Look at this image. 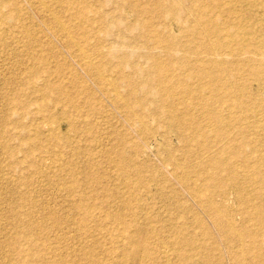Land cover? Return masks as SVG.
Here are the masks:
<instances>
[{"label":"rangeland","instance_id":"rangeland-1","mask_svg":"<svg viewBox=\"0 0 264 264\" xmlns=\"http://www.w3.org/2000/svg\"><path fill=\"white\" fill-rule=\"evenodd\" d=\"M11 1L18 5L17 12L21 13H17L15 22L6 23L4 14L10 7L0 6L3 38L0 37V135H4V139L0 136V264H240L241 260L249 264L246 251L251 245L249 241L264 240L261 229H257L264 213V0H214L206 15L194 6L196 0H179V15L154 17L140 14L139 10L154 8L159 0H80L92 10L86 18L79 19L81 22L70 17L68 8L78 3L69 6L65 2L61 4V0H44L45 10L48 8L45 11L37 0ZM51 10L73 26L72 36L61 33L51 23ZM100 13L127 25L136 19L148 20L149 26L157 31H149L147 36L139 31L127 32L121 26L106 32L108 18L96 25L91 23L90 28L87 23ZM209 19L220 24L219 28L235 25L230 29L234 37L226 35V31L204 33L198 26ZM23 20L25 28L31 32L30 38L18 29ZM185 23L189 28L184 27ZM185 31L189 33L186 35ZM120 33L126 34L124 42ZM157 35L162 43L153 39ZM175 39L180 45L176 48L180 50L171 53L173 59L181 55L182 46H186L188 59L201 69L200 75L215 76L218 81L210 88L205 85L209 77L191 76L185 69L177 71L179 64H170L169 69L176 70L175 74L186 81L192 94L173 95L171 111H166L170 103L159 100L160 95H149V101L158 97L150 102L152 114L141 112L143 128L133 114L139 110L126 111L121 108V102L113 103L108 88L87 70L77 51L79 45L89 54L95 44L102 47L103 53L114 44L124 46V52L134 54L129 57L133 63L148 68L146 52L165 59V49L158 44L168 46ZM202 41H232L217 50L226 71L216 72L210 67L214 56L210 49L195 57L194 52L201 50L196 45ZM37 45L47 47L39 56L45 53L42 66L53 74L48 76L41 72L34 84L41 86L46 76L55 82L60 79V83L65 84L61 83L65 93L68 94V88L72 96L73 105L61 101L67 107L62 108L60 104L51 113L52 120L46 113L37 112L33 99L38 94L33 93L32 84L27 85L29 79L25 73L29 68L26 69V65L39 59L38 54L37 58L34 56L37 51L32 52V47ZM202 61H207L206 66ZM111 68V63L107 62L104 69L113 76ZM130 69L129 66L124 68L125 74L136 84L140 78ZM144 73L149 80L153 77L151 72ZM151 85L156 87L157 81L152 80ZM80 86L92 96V106L85 102L87 94L77 92ZM225 87L228 93L224 92ZM234 92H238L235 96L240 100L223 99L227 94L230 98ZM175 106L178 115L189 114L193 123L173 126L169 112L176 113ZM64 109L71 115L69 118L76 129L68 127V121L61 115ZM161 110L165 111L168 121ZM36 131L42 138L45 134H55L58 140L49 141L48 145L34 140H30L33 143L28 146L22 143V138L32 137ZM120 152L126 159L119 166L116 162H119ZM133 166H138L139 170ZM61 168L65 172L60 171ZM203 192L210 195H207L209 200H204ZM80 200L84 206L79 209L75 204ZM16 219L18 222L14 221ZM23 219L38 220L41 224L37 222L30 227ZM229 225H234L237 232ZM27 228L32 229V236L21 232H27ZM119 229L124 235L129 233V238L133 235L140 240L134 258H125L129 239H122ZM90 245L93 250L89 249Z\"/></svg>","mask_w":264,"mask_h":264},{"label":"bare ground","instance_id":"bare-ground-1","mask_svg":"<svg viewBox=\"0 0 264 264\" xmlns=\"http://www.w3.org/2000/svg\"><path fill=\"white\" fill-rule=\"evenodd\" d=\"M54 1V0H53ZM56 1V0H55ZM62 2H61V4H63V2H65V3H67L69 6L70 5H75V4H77V6L75 7V6H71V7H68V8H70L69 10L71 11L70 12V17L72 16V19H76V20H81V18H83V17H85L86 18V16L88 15V13H91V11L92 10H90L88 7L89 6H87V5H83L82 4V2L80 3V0H61ZM127 1V0H126ZM179 0H159V1H157V3L154 5V8H147V7H144V8H142L141 7V9L139 10L140 11V14H150L149 16H152V17H154V16H157V14H161V15H163V16H168V15H179V12H178V4H179V2H178ZM211 1V0H210ZM209 0H196V2H195V4H194V6H197L201 11L203 10V13L202 14H205L206 15V13L208 12V10H207V8H208V6H209V4H212L213 3V1L214 0H212L211 2H210ZM59 2V1H58ZM208 2V3H207ZM15 2H13V1H11V0H0V6H3L4 8H5V6H7V7H10L8 10H7V12L4 14L5 15V21H6V23H9L10 21H13V19L15 18V16L16 15H18V14H20L21 15V13L20 12H17L18 11V5H15L14 4ZM19 3V2H18ZM37 3L40 5V7H43L44 8V10H45V6H46V4H45V2H44V0H37ZM17 4V3H16ZM20 4V3H19ZM55 4L56 3H54V6H55ZM67 4L64 6V7H66L67 6ZM80 4V5H79ZM82 4V5H81ZM56 5H58V4H56ZM219 5V4H218ZM130 6H133V7H135V5H133V4H130ZM182 6V5H181ZM6 7V8H7ZM59 7V6H58ZM57 7V8H58ZM216 7H218V6H216ZM49 8H51V7H49ZM67 8V9H68ZM197 8V9H198ZM48 8H46V10H47ZM52 9H54L53 7H52ZM45 10V11H46ZM200 10H198V11H200ZM21 11V10H20ZM197 11V10H196ZM201 11H200V13H201ZM1 12V11H0ZM51 12V14H52V16L51 17H49V19L51 20V23L53 24V25H55V26H57L58 28H56V29H58V30H60V32L62 33V32H64V34L66 33V34H70L71 33V31H72V28H73V26H70V23H65L66 21H63V20H61L60 19V17H58L59 15H57V13H53V11L51 10L50 11ZM66 12V11H65ZM18 13V14H17ZM47 13V12H46ZM49 13V12H48ZM47 13V14H48ZM96 13V12H95ZM1 14V13H0ZM208 14V13H207ZM20 15H19V17H20ZM240 16V15H239ZM16 17H18V16H16ZM100 17V18H99ZM160 17H162V16H160ZM213 17V16H212ZM21 18V17H20ZM20 18H18V19H20ZM108 18V16H105L104 14H101L100 13V15L98 16V17H96V18H94L93 19V17H92V22H91V20H89L90 21V23L88 22L87 23V25L88 24H90L91 25V23H92V25H96V24H98L99 22H100V20L101 21H105L106 19ZM79 20V22H81ZM190 20H192V19H190ZM190 20H188V21H190ZM20 21V20H19ZM71 21V20H70ZM182 21V20H181ZM193 21V20H192ZM192 21H190V22H192ZM196 21V20H195ZM1 22V21H0ZM13 22H15V21H13ZM107 22V24L106 25H108L107 26V28L105 29V31L106 32H110V31H112L113 30V28H116V27H121V26H123V28H124V30H127V32L129 31V32H134V31H139L141 34H145V35H147V34H149L148 32L150 31V32H154V33H156V31H157V29H154L153 27H150L149 25V22H148V20H142V19H136V21H134L133 23H131V24H129V25H127V24H122L121 22H119V21H116L115 19H112V17L110 16L109 18H108V20L106 21ZM187 22V21H186ZM11 23V22H10ZM17 23H19V22H17ZM22 23H23V25L25 24V22H24V20L22 21ZM74 23H76V22H74ZM73 23V24H74ZM78 23V22H77ZM183 23V22H182ZM209 23H211V26L210 27H208V25H210ZM21 23H19V25H20ZM28 24V23H27ZM49 24V23H48ZM191 24V23H190ZM200 24V23H199ZM198 24V25H199ZM9 25V24H8ZM16 25V24H15ZM19 25H17V26H19ZM22 24H21V26H19L18 27V29L19 30H21V31H23V34H24V32H25V34H27V36H28V34L29 33H31V32H29V30H28V28H25V25L23 26ZM78 25V27H79V24H76L75 26H77ZM92 25L90 26V28L92 27ZM183 25V24H182ZM187 24L185 23L184 24V27H186V28H189L188 26H186ZM189 25V24H188ZM218 25H220V24H218ZM218 25H217V23H215L214 21H210V19L209 20H207L205 23L203 22L200 26H198V28H202V30H203V32L205 33V32H207V31H213V32H215V33H220L221 31H226V35H228L229 37H231L232 38V36L234 35L233 33H231L230 32V29H234V27H235V25H232V26H229L228 25V27L227 26H225L226 28H219L218 27ZM2 27H3V25H1ZM28 27H29V25H27ZM84 26H85V31H86V25L84 24ZM83 26V27H84ZM78 27H77V29H78ZM81 27V26H80ZM83 27H82V29H83ZM221 27V26H220ZM1 28V27H0ZM13 28H14V26H13ZM151 28H153V29H151ZM16 29V28H15ZM184 29V28H183ZM191 29V28H190ZM31 30V29H30ZM87 30H89V27L87 28ZM0 31H1V29H0ZM79 32H81V28H80V30H78ZM84 31V30H83ZM84 31V32H85ZM78 32V33H79ZM191 32V31H190ZM5 33V32H4ZM3 33V34H4ZM97 33V32H96ZM185 33H186V31H185ZM187 33H189V31L187 32ZM187 33H186V35H187ZM193 33V32H192ZM191 33V34H192ZM223 33V32H222ZM94 34H95V32H94ZM99 34V33H98ZM140 34V35H141ZM78 35V34H77ZM120 36V38H121V40H123L122 42H124V39L126 38V34H119ZM151 35V34H150ZM185 35V36H186ZM2 36V34H1V32H0V37ZM6 36V35H5ZM8 36V35H7ZM66 36V35H65ZM70 36H72L71 34H70ZM94 37H97L98 38V36H95V35H93ZM147 36H149V35H147ZM146 36V37H147ZM188 36H190V35H188ZM29 37V36H28ZM160 36L159 35H157V37L155 36L153 39H155V40H157V42H161V40L159 41V38ZM166 37L167 36H165L164 38V40L166 41L167 39H166ZM234 37V36H233ZM2 38V37H1ZM30 38V37H29ZM67 38H68V36H67ZM97 38H96V40H97ZM152 38V37H151ZM150 38V39H151ZM171 39H173V37H170ZM230 38V39H231ZM3 39V38H2ZM4 39H6V38H4ZM75 39V38H74ZM99 39V38H98ZM170 39V40H171ZM177 39V38H176ZM172 40V41H170V43L168 44V46L166 45V46H162L161 44H158L159 46L158 47H162L163 49H165V53H166V57L167 58H165V59H162V58H159V57H157V55H154V54H156V53H154V54H152L151 52H149V53H147L146 52V54H145V56L144 57H146L145 58V60H147L148 62H149V64H148V68L147 67H145V68H142V67H140L137 63H133L131 60H130V56H132V55H134V54H132V52H124L123 51V48H124V46H117V45H112V46H110L109 48H108V51H107V53L105 52V53H103L104 51H102L103 49H102V47L101 46H99L98 44H95L92 48V54H89L88 52H87V50H85L81 45H79L80 47H78V52H79V54H80V58L81 59H83V60H81V61H84L85 63H84V65L86 66V68H87V70L88 71H92L94 74H95V76H96V79L98 78L101 82H102V84H104V86H106V88H108L107 89V91L109 90V92H110V95L112 96V98H110V99H112L113 101V103H115V101H116V103H119V102H121V104H122V107H121V104H120V107L121 108H124L126 111L128 110V111H133V112H136L137 110H139V112L138 113H133V114H135V116H136V120H137V117H138V120H139V122H138V120H137V123H139V125L141 126L142 124H144L145 122H143L142 120H141V112L143 111H147L148 113L150 112V114H152L151 113V110H150V102H151V100L153 101V99L155 100V98L156 97H158L159 95V97H158V99L159 100H165V101H167L166 103H167V105H169V103H170V106H168L167 107V109H166V111H171V110H173L174 109V106H173V100H174V97H173V95H176L177 93H178V95H180V96H191L190 94H192L191 93V90L190 89H188L187 88V83H186V81H181L179 78H178V73L177 74H175V72H176V70H174L175 72H173L171 69H169V67H170V64H173L174 63V65H177V64H179V66H176V68L175 69H177V71L178 70H182V69H185V70H187V71H189L190 72V75L191 76H195V77H209V81L205 84V85H207L208 87H210V88H212L214 85V83H215V81H216V83H217V81L218 80H215V79H217L218 77H215V76H208V75H204V76H201L200 75V70L201 69H198V66H196V64L195 63H192V62H190V60L188 59L189 58V53L187 52V50L188 49H186V46L184 47V46H182V49H181V51H183L182 53H180L181 55H176L175 53H174V55H176L177 57H176V59L174 58L173 59V54H171V53H173V51H177V50H180V49H178V48H176V47H178V46H180L179 45V42H178V40ZM212 39V38H211ZM69 40V39H68ZM72 40V42L73 41H76V40H73V39H71ZM163 40V41H164ZM165 41H164V44H166L165 43ZM71 42V41H70ZM71 42V43H72ZM153 42H156V41H153ZM232 41H226V42H221V41H217V42H214V41H212V42H209V41H207V42H201V43H198L197 45H196V48L197 49H201V50H199V51H195L194 53L196 54V56L195 57H200L201 55H202V53H203V51H207L208 49H210L211 51H213V54H214V56H213V58H212V60L210 61L211 63V65H210V67L212 66V68L214 69V71H216V72H218L219 70H221L222 69V71H226V69H227V67L225 66V64H224V62H223V60H221V58H219V56L217 55V50H219V49H224L225 48V46H227L226 44H229V43H231ZM162 43V42H161ZM78 44V43H77ZM155 45V44H154ZM38 47H32L33 49H32V52L33 51H37V53H34L33 55L34 56H36L37 54H38V56L40 55V54H42V52L44 51V52H46L45 50H47V47H46V49H45V47H43L42 48V46L40 47L39 45H37ZM156 46H157V43H156ZM232 47V46H231ZM29 48V47H28ZM49 48V47H48ZM188 48V47H187ZM19 49V48H18ZM29 49H31V47L29 48ZM158 49V48H157ZM156 49V50H157ZM193 49V48H192ZM25 49H23V51H24ZM50 50V49H49ZM189 50H190V48H189ZM118 51V52H117ZM134 51L135 50H133V53H134ZM153 51H154V49H153ZM160 51H162L161 49H160ZM243 51H244V49H243ZM18 52V51H17ZM21 52V51H20ZM29 52V51H28ZM31 52V53H32ZM249 52V51H248ZM247 52V53H248ZM24 53H25V51H24ZM178 53V52H177ZM45 54V53H44ZM44 54L43 55H41V56H39V59H37V60H34L33 62H31L30 64H29V66L28 65H26V69L27 68H29V71H27L28 73H25L24 71H22V74H23V76L25 75V74H28L27 76H28V79H29V83H27V85H29V84H32V86H30V87H32L33 88V93L34 94H38V97L36 98V99H33V102H34V104L36 105L35 107H36V109H37V112L38 113H40V114H47L48 116L47 117H49V118H51V113L53 114V112H55L56 111V109H58V107L60 106V104H61V101H62V103H68V104H71V106L73 105L72 103H71V101H72V96H70L69 95V90H68V88H67V91H68V94L67 93H65V89H64V86L61 84V83H63V82H61L60 83V79L59 80H57L56 82L55 81H52L51 79V81L47 78V76L46 77H44V79H42V84H41V86H36L35 84H34V82H35V80H36V78H38V77H40L41 76V72H45L46 73V75H48V76H50V74H53V73H49L48 72V70L46 69V66H42L43 64H45V58L44 57H42V56H44ZM194 54V55H195ZM28 55V54H27ZM30 56H32L31 54L29 55V57ZM38 56H36L35 58H37ZM171 56H172V58H171ZM191 56V55H190ZM246 56V55H245ZM244 56V57H245ZM249 56V55H248ZM179 57V58H178ZM204 57V56H203ZM247 58V57H246ZM30 59V58H29ZM28 59V60H29ZM249 59V58H248ZM247 59V60H248ZM173 60H174V62H173ZM249 60H252L251 58L249 59ZM198 61V60H197ZM108 62V64L109 63H111V66H112V68L110 69V71L114 74L113 76H110V75H108V73H106V71L107 70H105L104 68H105V64ZM196 62V61H195ZM203 62V65L205 64V66H206V63H207V61H206V63L204 62V61H202ZM41 63V65L40 66H38L39 64ZM36 64H38V65H36ZM128 66H129V68L131 67V69L130 70H132V73H134V74H136V76H138L140 79L138 80V82L136 83V84H133V82H132V78L131 77H129L128 76V74H125V71H124V68H128ZM263 66V65H262ZM13 67V66H12ZM224 67V68H223ZM16 69H17V67H16ZM174 69V68H173ZM224 69V70H223ZM258 69V68H257ZM260 70L262 69L263 70V68H259ZM54 70V69H53ZM126 70V69H125ZM148 71V72H151L152 74H153V77L152 78H150V80L147 78V77H145L144 76V72L145 71ZM260 70H258V71H260ZM252 71H254V70H252ZM25 74H24V73ZM48 72V73H47ZM53 72V71H52ZM261 72V71H260ZM92 73V74H93ZM252 73H254V72H252ZM207 74V73H206ZM211 74V73H210ZM255 74V73H254ZM45 76V75H44ZM94 76V75H93ZM25 77V76H24ZM68 77V76H67ZM145 77V78H144ZM63 79V78H62ZM61 79V80H62ZM73 80H74V78H73ZM152 80H153V82L154 81H157V85H156V87H151L152 85ZM71 82L70 83H72V79L70 80ZM77 81V80H76ZM100 82V83H101ZM73 83H74V81H73ZM76 83V82H75ZM78 83V82H77ZM76 83V84H77ZM215 83V84H216ZM64 84V83H63ZM76 84H75V87H76ZM65 85V84H64ZM204 85V84H203ZM71 86H73V85H71ZM78 86V85H77ZM120 86H122L123 87V89H124V92H125V94L124 95H122V93L120 92ZM68 87V86H67ZM84 87V86H83ZM83 87H79L81 90H78V87H77V92L79 93V94H87V95H85V102H87V104L88 105H90V106H92V104L93 103H91V98H92V96L89 94V92L87 91L86 92V90L83 88ZM73 88V87H72ZM226 88L227 87H225V91L224 92H226ZM232 88V87H231ZM6 89V88H5ZM69 89H71V88H69ZM8 90V89H7ZM72 90V89H71ZM104 90V89H103ZM213 90V89H212ZM229 90V89H228ZM66 91V92H67ZM72 92V91H71ZM179 92H180V94H179ZM75 93V92H74ZM77 93V94H78ZM226 93H228V92H226ZM225 93V94H226ZM235 93V92H234ZM234 93H231L230 95H232V94H234ZM238 93V92H237ZM237 93H235L234 95H232V96H230V98H229V95L227 94V96L226 95H224V97H223V99L224 100H228V99H230V101H237L239 98L237 97V96H235V95H237ZM53 94H56V97H53ZM109 94V93H108ZM155 94H157L158 96H155V98H153V97H151V98H153V99H151L150 101H149V98H148V96L149 95H155ZM64 95H66L64 98H65V100H64V98H62L61 99V97L62 96H64ZM222 95V96H223ZM69 96V97H68ZM239 96H241V94L239 95ZM17 97V96H16ZM78 97H82L81 99L82 100H84V97L83 96H78ZM157 99V98H156ZM186 99V98H185ZM241 99V98H240ZM239 99V100H240ZM158 100V101H159ZM64 101V102H63ZM157 101V100H156ZM158 101H157V104H158ZM33 102H32V104H33ZM228 102V101H227ZM154 103H156L155 101H154ZM153 103V104H154ZM163 103H165V102H162V104ZM166 103H165V105L164 106H166ZM231 103V102H230ZM239 103V102H238ZM152 104V103H151ZM30 105V104H29ZM62 105V104H61ZM64 106L66 105V104H63ZM63 105H62V108H63ZM87 105V106H88ZM119 105V104H118ZM161 105V104H160ZM89 106V107H90ZM152 106H154V105H152ZM157 106V105H156ZM24 107H26V106H24ZM66 107H67V105H66ZM94 107V106H93ZM20 108V107H19ZM26 108H28V106L26 107ZM95 108V107H94ZM94 108H93V111H94ZM151 108H153V107H151ZM27 110V109H26ZM79 110V109H78ZM90 110H92V109H90ZM89 110V111H90ZM177 109H176V106H175V112L176 113H174V112H172V114H171V112H169V117L171 118V119H169L171 122H172V124H174L173 126H175V125H177V126H179V125H181V126H184V125H187V124H192L193 122H191L192 121V119H191V116L189 115V114H187V113H184V114H181L182 112H180V114L181 115H178L179 114V112H178V114H177V111H176ZM19 111V110H18ZM97 111V110H96ZM161 111H163V110H161ZM179 111V110H178ZM187 111V110H186ZM201 111V110H200ZM142 112V113H143ZM165 111H163V113H164ZM191 112V111H190ZM209 112V111H208ZM33 113V112H32ZM10 114V113H9ZM160 114H161V112H160ZM165 114V113H164ZM61 115L64 117V119H66L68 122V127H70V129H76L77 127H76V125L75 124H73V122L71 121V119L69 118L70 116H69V114L67 113V111H66V109H64V111L63 112H61ZM145 115V114H144ZM161 116H164V115H162L161 114ZM168 116V115H167ZM218 116H220V115H218ZM222 116V115H221ZM259 116V115H258ZM20 117V116H19ZM34 117V116H33ZM156 117V116H155ZM159 117V116H158ZM165 117H166V114H165ZM168 117V118H169ZM7 118V117H6ZM10 118V117H9ZM60 118V117H59ZM229 118V117H228ZM232 118V117H231ZM219 119V118H218ZM235 119V118H234ZM242 119H244V118H242ZM50 120H52V118L50 119ZM54 120V119H53ZM166 120H167V117H166ZM205 120V119H204ZM215 120V119H214ZM213 120V121H214ZM224 120H225V118H224ZM231 120V119H230ZM168 121V120H167ZM169 121V122H170ZM218 121H221V118L218 120ZM217 121V122H218ZM223 121V120H222ZM229 121V120H228ZM14 122V121H13ZM215 122H216V120H215ZM217 122L215 123V124H217ZM6 123V122H5ZM19 123H20V120H19ZM168 123V122H167ZM225 123V122H224ZM170 125H171V123H169ZM213 124V123H212ZM218 124H220V123H218ZM58 125H60V124H58ZM166 126H169V125H166ZM210 126V125H209ZM220 126V125H219ZM7 127V126H6ZM142 127V126H141ZM206 127V126H205ZM226 127V126H225ZM143 128V127H142ZM260 128V127H259ZM261 129V128H260ZM145 130V129H144ZM214 130V129H213ZM218 132H219V130H218ZM218 132H216V133H218ZM252 132V131H251ZM1 134V133H0ZM200 135H202V134H200ZM0 136H2V135H0ZM4 136V135H3ZM2 136V137H3ZM43 136V135H42ZM189 136V135H188ZM261 136V135H260ZM113 138V137H112ZM3 139H4V137H3ZM23 139V142L22 143H24L25 145H29V144H32L33 143V141H32V143H31V141L30 140H34L35 142H37V143H41L42 144V142H44V143H46L45 145H48L47 144V142H49V141H53V142H55L56 141V135L55 134H45V137H41V133H39V132H35L34 134H33V136L32 137H29V138H22ZM58 140V139H57ZM3 141V140H2ZM5 141V140H4ZM22 141V140H21ZM222 141V140H221ZM52 142V143H53ZM58 142V141H57ZM56 142V143H57ZM50 143V142H49ZM222 143V142H221ZM253 143V142H252ZM2 144L4 145L5 143H3L2 142ZM6 144H8V143H6ZM35 144V143H34ZM263 144V143H262ZM23 145V144H22ZM27 145V146H28ZM7 146V145H6ZM204 146V145H203ZM4 147V146H3ZM45 147H47V146H45ZM8 148H9V144H8ZM8 148H6V149H8ZM36 148V147H35ZM9 150H10V148H9ZM12 150L13 149H11V152H12ZM31 151V150H30ZM121 152H123L122 150H121ZM121 152H120V154H121ZM9 153H10V151H9ZM8 153V154H9ZM13 153V152H12ZM12 153H10L11 155H12ZM10 155V156H11ZM118 157V156H117ZM126 158L124 157V155H123V153L121 154V156L119 157V162H116V163H124V161L123 160H125ZM109 160V159H108ZM262 160V159H261ZM117 161V160H116ZM227 161H229V160H227ZM227 163H229V162H227ZM264 163V162H263ZM232 164V163H231ZM230 164V165H231ZM236 164V163H235ZM251 164V163H250ZM254 164V163H253ZM52 165V164H51ZM121 164H119V166H120ZM123 165V164H122ZM182 165V164H181ZM48 166H50V165H48ZM48 166H47V168H48ZM46 167V166H45ZM55 167H57V166H55ZM134 168H136L137 167V169H138V166H133ZM54 168V167H53ZM252 168V167H251ZM56 170H58L59 171V169H56ZM63 169L61 168L60 169V171H62ZM67 170V169H66ZM90 170H91V168H90ZM118 170V169H117ZM139 170V169H138ZM52 171V170H51ZM64 171V170H63ZM254 171H255V169H254ZM46 172H47V170H46ZM52 172H54V171H52ZM65 172V171H64ZM67 172V171H66ZM69 170H68V175H69ZM246 172V171H245ZM71 173H72V171H71ZM122 173V172H121ZM57 174H59V173H57ZM65 174V173H64ZM198 174V173H197ZM239 174V173H238ZM71 175V174H70ZM71 176H73V175H71ZM209 177V176H208ZM121 178H123V177H121ZM127 179V178H126ZM212 179H214V178H212ZM216 179V178H215ZM214 179V180H215ZM207 180V179H206ZM211 180V179H210ZM251 181V180H250ZM123 182H125V180H123ZM247 182V181H246ZM253 182V181H252ZM125 183H128V182H125ZM196 185V184H195ZM121 187V186H120ZM132 189V188H131ZM130 189V190H131ZM230 189V188H229ZM240 189V188H239ZM245 191V190H244ZM252 191H253V189H252ZM204 193V192H203ZM207 193H208V191H207ZM207 195H209V194H203V197H204V200L206 199V200H209V198H208V196ZM210 196V195H209ZM213 196V195H212ZM31 200V199H30ZM29 200V201H30ZM251 201V200H250ZM202 202H204V201H202ZM206 202V201H205ZM74 205V204H73ZM208 205H210V204H208ZM75 206L77 207V208H81V207H83L84 206V202L83 201H78L76 204H75ZM94 208V207H93ZM220 208V207H219ZM218 208V210L220 211V209ZM87 209V208H86ZM211 209V208H210ZM216 209V208H215ZM250 209V208H249ZM256 209V208H255ZM82 210V209H81ZM80 210V211H81ZM83 210H85V208L83 209ZM212 210H214V208H212ZM84 212H86V210L84 211ZM88 212V211H87ZM92 213V212H91ZM254 214H256V213H254ZM85 215V214H84ZM83 215V216H84ZM120 215V214H119ZM28 216H30L29 215V213H28ZM87 216V215H86ZM90 216V215H89ZM118 216V215H117ZM256 216V215H255ZM13 217V216H12ZM85 217V216H84ZM86 218V217H85ZM191 218V217H190ZM118 219V218H117ZM121 220V219H120ZM256 220V219H255ZM14 221H17V219L16 220H14ZM23 221H26V222H24V224L26 225H28V226H30V227H33V226H36L37 225V222H38V220L37 221H34V220H32V219H28V220H25V219H23ZM18 222V221H17ZM21 222H22V220H21ZM175 222V221H174ZM38 223H40V222H38ZM260 223V227L259 226H257V229H261V230H259L260 232H262L263 233V236H264V213H263V215H262V221H260L259 222ZM17 224H19V223H17ZM21 224V223H20ZM19 224V225H20ZM23 224V225H24ZM41 224V223H40ZM230 224V223H229ZM22 225V224H21ZM22 225V226H23ZM24 225V226H25ZM125 225V224H124ZM199 225V224H198ZM232 225V224H231ZM126 226V225H125ZM38 227V226H37ZM36 227V228H37ZM97 227V226H96ZM124 227V226H123ZM127 227V226H126ZM138 227V226H137ZM234 225L233 226H230L229 225V228L231 229V230H233L234 229ZM25 228V227H24ZM168 228V227H167ZM34 229V228H33ZM30 230H32L31 228H27V232H25V230L24 231H21V232H24L23 234H28V236H32V234H30L31 233V231ZM118 230V229H117ZM120 230V229H119ZM126 230V229H125ZM235 230V229H234ZM251 230H252V228H251ZM254 230V229H253ZM252 230V231H253ZM236 232H237V230H235ZM240 231V230H239ZM119 232H121V234H122V236H123V238L122 239H125V238H127V239H129V241H127L130 245H129V249H130V252H129V249L127 250L128 252H127V256H125V258L126 257H128V259H131V258H134V252L137 250L138 251V249H139V247H140V245H141V242H140V240H137V238L135 239V237H128V235H129V233H127L126 235H124V232L122 231V230H120V231H118V233ZM125 232H128V231H125ZM260 232H258L259 233V235H260ZM228 233V232H227ZM240 233V232H239ZM22 234V235H23ZM120 235V234H119ZM240 235H241V233H240ZM19 236H20V233H19ZM27 236V235H26ZM236 236V235H235ZM238 236V235H237ZM261 236V235H260ZM233 237V236H232ZM32 238V237H31ZM116 238V237H115ZM119 238V237H118ZM259 238V237H258ZM27 239V238H26ZM30 239V238H29ZM117 239V238H116ZM115 239V240H116ZM32 239H30V241H31ZM36 240V239H35ZM41 240V239H40ZM118 240V239H117ZM193 240V239H192ZM236 240V239H235ZM28 241V240H27ZM36 241H34V243H35ZM249 242H251V245L249 244V246L247 247V253L249 254V257H250V262H249V264H264V240H250ZM29 243H32V242H29ZM115 243V242H114ZM243 243V242H242ZM125 244V243H124ZM165 244V243H164ZM235 245H237V244H235ZM243 245V244H242ZM92 245H90L89 247H91ZM169 246V245H168ZM199 246V245H198ZM13 247V246H12ZM78 247H79V245H78ZM88 247V246H87ZM93 247H94V244H93ZM99 247V246H98ZM124 247V246H123ZM126 247V246H125ZM124 247V248H125ZM170 247V246H169ZM194 247V246H193ZM127 248V247H126ZM13 249H15L16 250V248H13ZM88 249V248H87ZM89 249H92V247L91 248H89ZM102 249V248H101ZM15 250H14V253H15ZM93 250V249H92ZM170 250H172V249H170ZM180 250V249H179ZM243 250H245V248H243ZM26 251H28V252H30L29 250H26ZM25 251V252H26ZM122 251H123V249H122ZM186 251V250H185ZM22 252H24V251H22ZM124 252V251H123ZM174 252V251H173ZM245 252V251H244ZM18 253V252H17ZM16 253V254H17ZM18 254H23V253H18ZM126 253H124V255H125ZM247 254V255H248ZM25 256H26V254H24ZM24 255H21V256H23L24 257ZM34 255V254H33ZM65 255V254H64ZM238 255H240V254H238ZM18 256V255H17ZM32 256V255H31ZM123 256V255H122ZM19 257H20V255H19ZM130 257V258H129ZM22 257H20V259H21ZM30 258H32V257H30ZM86 258V257H85ZM84 258V259H85ZM95 258V257H94ZM97 259V258H96ZM240 259V258H239ZM243 259V258H242ZM92 260V259H91ZM90 260V261H91ZM99 260V259H98ZM124 260V259H123ZM244 260V259H243ZM20 261H22V259L20 260ZM92 261H94V260H92ZM91 261V262H92ZM96 261V260H95ZM94 261V262H95ZM100 261H102V260H100ZM239 261V260H238ZM35 262V261H34ZM97 262V261H96ZM95 262V263H96ZM20 263V262H19ZM36 263V262H35ZM62 263V262H61ZM86 263V262H85ZM23 264H26V263H23ZM63 264V263H62ZM90 264V263H89ZM91 264H93V263H91ZM97 264H98V262H97ZM100 264V263H99ZM240 264H244V261H240Z\"/></svg>","mask_w":264,"mask_h":264}]
</instances>
